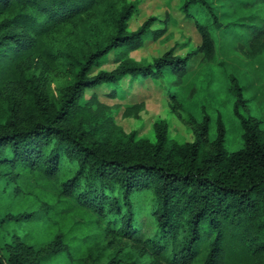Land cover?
I'll return each instance as SVG.
<instances>
[{
  "label": "trees",
  "instance_id": "obj_1",
  "mask_svg": "<svg viewBox=\"0 0 264 264\" xmlns=\"http://www.w3.org/2000/svg\"><path fill=\"white\" fill-rule=\"evenodd\" d=\"M108 1L0 0V181H13V201L21 205L0 213V264H87L90 258H108L105 264H264V137L258 121L241 113L238 79L232 84L243 147L236 151L225 147L222 116L213 141L206 116L194 125L192 142L170 140L164 122L153 142L116 131L109 108L96 98L80 103L86 89L124 77L181 79L193 56L213 59L215 31L249 28L240 50L258 58L264 17L259 24H223L209 0H187L185 13L200 5L211 19L195 20L201 44L185 56L169 49L142 66L130 53L166 29L153 30L157 18L150 17L128 31L134 6L124 4L111 11L116 32L107 43L81 55L55 49L54 33ZM256 1L242 0L241 8ZM111 53L118 67L90 75ZM36 63L48 71L72 67L74 80L61 99L35 78ZM142 108L128 106L124 115ZM36 222L49 229L45 241L29 235ZM113 238L123 247L111 251Z\"/></svg>",
  "mask_w": 264,
  "mask_h": 264
},
{
  "label": "rangeland",
  "instance_id": "obj_2",
  "mask_svg": "<svg viewBox=\"0 0 264 264\" xmlns=\"http://www.w3.org/2000/svg\"><path fill=\"white\" fill-rule=\"evenodd\" d=\"M186 1L109 0L100 11L84 15L76 23L66 24L53 34L51 41L57 50H68L79 55L92 52L98 45L107 43L115 35V12L111 13L113 7L120 10L124 4H132L134 13L128 21V31H136L150 17H156L152 29H166V32L157 40L146 38L141 48L130 53V60L146 66L169 49H174L175 54L185 56L201 44V35L195 20L211 22L200 5L190 9L191 15L185 13ZM209 1L216 8L223 24L262 23V0H255L256 2L249 4L247 8H241L244 5L242 3L241 6L242 0ZM240 28L236 27L229 34L223 33V30L215 31L217 48L213 59L206 61L201 53L193 56L186 74L181 79L174 75L157 79L124 77L116 84L86 89L80 103L85 105L96 98L109 108L106 111L116 131L122 134L134 133L137 139L148 138L153 142L156 141V127L162 122L168 126L170 140L180 143L192 142L195 138L194 125L203 122L206 116L210 118L209 138L213 141L217 136L218 118L222 116L227 129L225 147L229 151L239 150L243 147V130L234 110L237 96L233 89L232 77L238 79L243 87L245 105L241 108V113L258 121L264 137V54L251 59L241 52L240 46L246 44L249 28ZM108 57L109 60L101 67L95 68L90 75L102 70L112 71L118 67L119 64L114 62V54L111 53ZM32 71L55 100L66 94L74 80L73 69L67 64H59L48 71L36 63ZM114 91L116 97L111 96ZM135 104L143 105V108L136 112L137 115H124L126 107ZM96 106L97 104L91 105L93 109ZM98 121L102 122L103 119L99 117ZM13 187V181H0V213L9 207L12 210L21 208V205L13 201ZM76 218L80 219L78 215ZM28 232L29 235L44 241L50 235L49 229L38 222L29 227ZM3 241L0 236L1 247ZM110 241L113 243L111 251L124 245L119 238ZM107 259L90 258L87 264H105Z\"/></svg>",
  "mask_w": 264,
  "mask_h": 264
}]
</instances>
